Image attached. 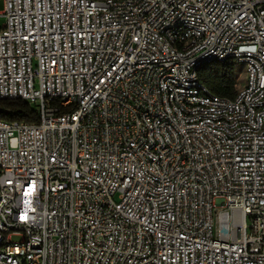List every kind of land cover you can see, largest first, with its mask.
<instances>
[{"label": "built area", "instance_id": "obj_1", "mask_svg": "<svg viewBox=\"0 0 264 264\" xmlns=\"http://www.w3.org/2000/svg\"><path fill=\"white\" fill-rule=\"evenodd\" d=\"M3 1L0 264H264V0Z\"/></svg>", "mask_w": 264, "mask_h": 264}, {"label": "trees", "instance_id": "obj_2", "mask_svg": "<svg viewBox=\"0 0 264 264\" xmlns=\"http://www.w3.org/2000/svg\"><path fill=\"white\" fill-rule=\"evenodd\" d=\"M242 65L234 60L213 63L199 70V77L207 89L221 97L234 98L238 94ZM0 119L26 124L39 123L36 104L22 99H0Z\"/></svg>", "mask_w": 264, "mask_h": 264}, {"label": "rangeland", "instance_id": "obj_3", "mask_svg": "<svg viewBox=\"0 0 264 264\" xmlns=\"http://www.w3.org/2000/svg\"><path fill=\"white\" fill-rule=\"evenodd\" d=\"M3 9H4V1L3 0H0V11L2 12L3 11ZM5 20H6V17L4 16V15H0V26L5 22ZM241 74H240V80H239V82H240V84H239V87L240 86H242V84L244 83V81H245V72H244V68L243 67H241ZM14 240H18L19 239V237H14L13 238Z\"/></svg>", "mask_w": 264, "mask_h": 264}]
</instances>
